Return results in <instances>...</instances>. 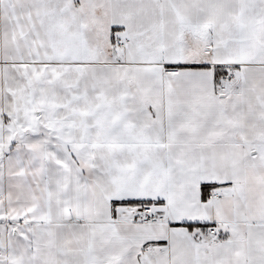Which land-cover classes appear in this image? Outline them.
I'll return each mask as SVG.
<instances>
[{"label":"snow or ice","instance_id":"snow-or-ice-1","mask_svg":"<svg viewBox=\"0 0 264 264\" xmlns=\"http://www.w3.org/2000/svg\"><path fill=\"white\" fill-rule=\"evenodd\" d=\"M0 264H264V0H0Z\"/></svg>","mask_w":264,"mask_h":264}]
</instances>
